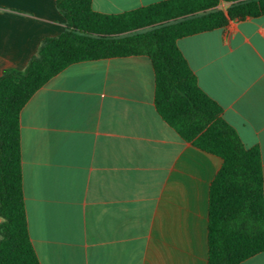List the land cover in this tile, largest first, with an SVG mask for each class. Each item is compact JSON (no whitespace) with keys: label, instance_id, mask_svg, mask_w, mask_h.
<instances>
[{"label":"crops","instance_id":"obj_1","mask_svg":"<svg viewBox=\"0 0 264 264\" xmlns=\"http://www.w3.org/2000/svg\"><path fill=\"white\" fill-rule=\"evenodd\" d=\"M161 0H92L119 13ZM55 0H0V73L65 29ZM199 87L261 156L264 15L181 37ZM146 55L69 64L19 113L27 229L39 264H207V192L221 165L154 107ZM240 264H264V250Z\"/></svg>","mask_w":264,"mask_h":264},{"label":"trees","instance_id":"obj_2","mask_svg":"<svg viewBox=\"0 0 264 264\" xmlns=\"http://www.w3.org/2000/svg\"><path fill=\"white\" fill-rule=\"evenodd\" d=\"M92 0H55L65 29L42 40L22 69L0 73V264H39L27 229L19 113L31 95L69 64L146 55L161 119L221 165L207 192V264H240L264 250V194L259 149L247 148L197 84L177 47L181 37L264 15V0H161L101 13ZM227 3L225 9L218 7Z\"/></svg>","mask_w":264,"mask_h":264},{"label":"rangeland","instance_id":"obj_3","mask_svg":"<svg viewBox=\"0 0 264 264\" xmlns=\"http://www.w3.org/2000/svg\"><path fill=\"white\" fill-rule=\"evenodd\" d=\"M226 6H227V3H225V2H220L219 5H218V7L221 8V9H225Z\"/></svg>","mask_w":264,"mask_h":264}]
</instances>
